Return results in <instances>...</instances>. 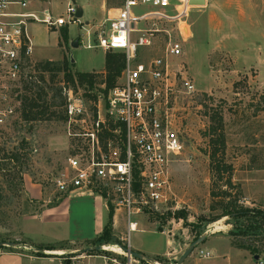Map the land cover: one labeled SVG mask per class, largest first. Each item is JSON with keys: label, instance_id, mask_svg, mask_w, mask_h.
<instances>
[{"label": "rangeland", "instance_id": "374dc122", "mask_svg": "<svg viewBox=\"0 0 264 264\" xmlns=\"http://www.w3.org/2000/svg\"><path fill=\"white\" fill-rule=\"evenodd\" d=\"M234 1L233 5L222 6L219 10L214 7L203 10L204 6H195L190 14L188 24L193 36L184 44L183 58L173 59V63L185 65L196 91L185 94L180 87L174 103L175 120L181 129L185 151L171 167L172 194L169 201L159 205L157 210L133 217V221L139 223L137 232L129 233L126 212L118 213L115 219L117 223L115 221L111 233L117 239L116 244L111 241L110 245H106V240L101 238L110 223V202L100 194H70L52 207L55 211H51L48 219L24 221L36 213L30 209L31 206L39 208L55 204V181L65 172L71 150L77 145L88 144L86 138L70 135L85 134L91 130L98 112H101L103 119L106 118L110 94L105 98L103 92L107 90L106 54L121 53L101 48L87 49L85 45L89 41L87 33L90 27L80 29L78 23L68 26L72 38L80 43L78 48H73L72 43H61L59 46L58 36L50 35V46L38 49L34 57L69 63L72 80H67L65 74L61 73L57 81L83 99L87 110L84 116L86 122L69 125L61 118V114L58 120L27 124L22 121L19 108L8 120L0 137V225L9 232L0 236V243L16 242L17 239L25 241L20 234L24 221L23 226L28 229L26 236L36 246L60 244L68 246V249L83 250L103 246L116 251L105 249L92 252V255L86 252L64 255L62 258L65 263L72 262L71 259L79 255L82 258H77L76 264H113L111 260L114 259L118 264H128L130 259L134 261L133 264H148L130 258L121 250L122 247L130 248L132 245L135 248L140 243L145 248L152 247L164 252L169 237L172 240L170 258L152 257L149 253L150 256H146L154 260L155 264H177L179 260L173 259L179 255L176 251L185 252L188 249L195 241L197 227L201 225L205 226L202 235L207 234V240L194 250L185 264L225 263L230 253L229 237L237 247L245 242L257 245L260 239L262 245L258 244V247H264V238L230 235L239 226L232 219L224 218L206 225L220 213V210H211L214 202L211 192L215 189L218 193L219 188V185L214 187L212 183L211 139L207 136L211 125L210 115L214 111L220 112L224 118L223 131L227 146L224 160L234 168L233 182L241 193L240 204L264 211V111H261L264 109V0ZM212 3L211 0V6ZM121 4L122 0H113L111 9L117 10ZM65 9L66 5H60L56 16L66 17ZM153 10L151 7H140L135 9V13L142 15ZM212 14L214 20L210 18ZM90 17L87 10L81 23L85 24L89 20L91 25L96 24ZM97 18L98 22L104 20L101 14ZM96 27L98 25L91 33L96 31ZM167 27L159 24V28ZM42 35L47 36L44 31ZM90 43L96 45L95 35L90 37ZM163 52L162 46L153 50L140 48L139 58L135 62H146L163 55ZM33 63L38 64L36 61ZM36 71V68L31 70L32 73ZM77 73H90L95 88L87 92L85 87L78 84L75 77ZM46 78L48 80L49 76L46 75ZM122 82L123 73L117 79L116 86ZM30 189L33 192L41 191L45 198L52 197L51 204L26 198L24 191ZM179 212L185 213V219L176 218ZM145 230L157 234H149ZM162 232L167 237L158 234ZM201 251L210 252L213 258L201 259ZM246 253L251 258L255 257L253 252ZM258 256L260 259L255 264L264 261V250ZM103 257L108 260L105 261Z\"/></svg>", "mask_w": 264, "mask_h": 264}, {"label": "built area", "instance_id": "2783aa9c", "mask_svg": "<svg viewBox=\"0 0 264 264\" xmlns=\"http://www.w3.org/2000/svg\"><path fill=\"white\" fill-rule=\"evenodd\" d=\"M190 1L122 0L114 18L98 26L95 32L87 33V49L101 48L125 55L123 82L109 94L106 118L98 112L91 130L70 135L86 138L88 144L77 146L76 154H70L55 188L61 195L105 196L116 211L126 212L129 233L139 230L133 217L157 210L169 201L171 167L185 151L174 103L180 87L185 94L196 90L185 65L173 63V59L183 58L184 44L193 36L188 19L195 6ZM209 1L205 0L206 5ZM140 7L155 10L138 15L135 9ZM27 9L26 0H0V137L8 120L21 107L23 83H39L38 72H31L36 65L32 60L29 23L58 29L79 22L76 7L71 4L66 17L59 18L53 17L49 10L43 11L44 17L40 18ZM159 24L168 27L159 28ZM94 35L96 45L90 43ZM157 46H162L163 55L135 62L140 48L153 50ZM63 93L69 125L85 123L87 110L83 99L66 86ZM110 124L116 126L114 130ZM107 132L113 137L105 139L104 150L102 140ZM199 256L213 258L205 251ZM111 261L118 264L116 259ZM133 262L130 259L128 264Z\"/></svg>", "mask_w": 264, "mask_h": 264}, {"label": "trees", "instance_id": "16d2710c", "mask_svg": "<svg viewBox=\"0 0 264 264\" xmlns=\"http://www.w3.org/2000/svg\"><path fill=\"white\" fill-rule=\"evenodd\" d=\"M62 44L67 45L69 43V32L67 29L61 31ZM126 67V57L123 53H108L106 54V81L107 90H103L105 98L110 93L109 90L115 88L117 79L122 75ZM38 72L39 83L33 81L29 83H23V94L20 96L21 107L20 116L23 122L27 124L46 122L58 120L61 116L63 120L68 122V117L65 111L66 98L64 97L62 83L57 81L58 76L61 73L65 74L67 80H72V73L69 69V63L67 61L55 62L45 61L36 65ZM46 75L49 76L47 80ZM75 77L78 80L80 86L85 87L87 92H90L95 88L93 76L90 73H77ZM264 111V109H261ZM211 125L208 130L207 136L211 141V173L213 186L219 185L216 193L215 189L212 190L211 195L214 200L211 210H220V213L212 217L206 225L215 223L224 218L232 219L236 222L237 231H231L230 235H242L244 238L255 237L264 238V211H256L249 207L241 205V193L239 187L233 182L234 168L231 165L226 164L224 160L226 150V140L223 131L224 118L223 115L214 111L210 115ZM111 129H115V125L110 124ZM124 136V135H123ZM113 135L109 132L102 140L103 148L106 149L105 139L111 138ZM78 147L80 145H77ZM71 154H76V150L72 149ZM222 183V185H220ZM109 207V226L105 228L103 236L106 240V245L116 244L117 239L112 235V226L114 225L115 207L108 203ZM184 212H179L176 215L178 219H185ZM198 232L195 241L203 234L205 226L197 227ZM100 238V239H101ZM262 239L258 240V244ZM120 244V243H118ZM256 243L245 242L243 245H239L240 248L249 252H253L255 256L261 254L264 247H258ZM92 255V252L87 253ZM65 264H71L67 262Z\"/></svg>", "mask_w": 264, "mask_h": 264}, {"label": "crops", "instance_id": "0c3cea01", "mask_svg": "<svg viewBox=\"0 0 264 264\" xmlns=\"http://www.w3.org/2000/svg\"><path fill=\"white\" fill-rule=\"evenodd\" d=\"M26 1L28 3V9L26 11L29 13L37 14L40 18L44 17L43 11H45V10H49L52 13L53 17H55V18L63 17L64 15H60V16L58 15V17L56 16V14H57L56 11L60 5H66L65 14L67 13V9H68L70 4L73 5L74 7H76V10H77V7H81L83 10V17L81 19H83L85 17L86 11L88 10L89 16H91L90 18L92 19L93 22L95 21L96 24L91 25V21H89V20L86 21V23L84 24V23H81V21H80L81 19H78L79 20V22H78L79 28L84 29L86 26H89L90 30L88 29V27L86 28V29H88V32L89 31L91 32L92 29L95 28L96 25L100 26L101 24L107 22L109 19L114 18L117 15V10L119 9V8L117 10L111 9V4L113 5V0H26ZM210 1L207 3V5L204 7L203 10H208L210 7H214L215 9H218V8L225 6V5H228V4L233 5V2H235L234 0H226V1H224V0H221V1L212 0L213 3L211 6ZM237 4H241V3L237 2ZM13 10L18 11V12H25L19 8H13ZM113 11H116V12L113 13ZM100 14H101V16L104 17V20L98 22L99 18H97V17H99ZM210 18H211V20H214V18H215L214 14H212ZM68 26L56 29V28H49L48 26H46L44 24H39L36 22H30L28 25V33H29V36H30L32 43H33L32 60L36 61L38 63L45 62V61H55L56 62L57 60H52V59H47V58L39 59L36 56L34 57V54L36 53V51L38 49H41V47L47 48L50 46V44H51V40H50L51 36L50 35L58 36L57 43L60 46V44L62 43V38H61V33L59 32V30L67 29L69 32V43L73 44L75 42V40L72 38V35H71V32H70ZM43 31L45 32V34H47V36L42 35ZM79 46H80V43H79ZM24 193H25L24 196L26 198L33 199L36 201L38 200L39 202H43L44 204H51L52 197L51 198H47V197L45 198L44 194L41 191L33 192L30 189V191L26 190V191H24ZM53 198L55 199L54 205H50V206L49 205H42L39 208L35 207V206H31L30 209L35 210L36 213L34 214V216H30L28 218H25L24 221L30 220V219H32V220L35 219V220H40V221H42V219H48L47 216H50L51 211H55L52 207L56 206L58 203L62 202V200L67 199L68 195H61L59 193H56ZM50 208H52V209H50ZM120 212H123V211H117L116 212V214L114 216V223H115V221L117 223V220H115V219H117V217H118L117 215ZM50 218L51 217H49V219ZM24 221L22 223V227L20 228V234L26 240L22 241V240L17 239L16 242H12V243L17 244L16 247L4 246V247L0 248V264H65L64 258H62L64 255H77L79 253H83L84 251H86L85 249L83 250V248L68 249L67 248L68 246L65 247V246L60 245V244H56V245L50 244L47 246L46 245L45 246H36L35 244L31 243L29 241L30 238L26 236V234L28 233V229L25 226H23ZM217 231H219V229ZM8 232L9 231L5 227L0 225V236H5L6 234H8ZM144 232H149V234H157L156 232H152V231H148V230H145ZM214 233H216V232H214ZM218 233H220V232H218ZM158 234H162V235L166 236V234L164 232L158 233ZM206 240H207V238H206ZM167 241H168L167 242V248L164 252L163 251H156L152 247L145 248L140 243H137L135 248L132 245H130V248H131V250L142 253L144 255L150 254L152 257H159L162 259H168L171 256L170 249L172 246V240L169 237H167ZM6 242H11V241H6ZM1 243H5V242H1ZM228 244H229L230 253L228 254V257L225 256L226 257L225 263L214 261L213 264H255L257 262L255 260V257L251 258L246 253L249 251L242 249L239 246L237 247L234 244L233 239L230 237H229V243ZM106 250L116 252L114 249H106ZM118 250H119V253L122 254L121 250L120 249H118ZM176 253H178L179 255H177L178 257L176 256L173 259L174 260H180L185 252H184V250H181V252L176 251ZM77 258H82V256L79 257V255H78V257H76V258H72L71 264H76L77 263L76 261L79 260ZM187 259L183 262V264L186 263ZM206 260H209V259H206ZM106 263L107 262H105V264ZM160 263L162 264V262H160Z\"/></svg>", "mask_w": 264, "mask_h": 264}, {"label": "water", "instance_id": "95a60500", "mask_svg": "<svg viewBox=\"0 0 264 264\" xmlns=\"http://www.w3.org/2000/svg\"><path fill=\"white\" fill-rule=\"evenodd\" d=\"M190 5L192 6H206V2L205 0H192L190 1ZM83 17V10L81 7H77V13H76V18L77 19H81ZM73 48H78L79 47V43L78 41H75L72 44ZM207 238V234H204L202 236H200L196 241H194L189 247L188 249L185 251V253L183 254V256L181 257V259L179 260L178 264H183V262L194 252V250L201 245L202 243L205 242ZM7 246V247H16L17 244L16 243H12V242H5V243H0V248ZM105 250V247L103 246H97V247H93V248H88L86 249V253L89 252H100ZM122 250L124 251V253H126L130 258H135L139 261H144L147 262L148 264H155L156 262L153 261L152 259H150L149 257H147L146 255L133 251L130 248H126V247H122ZM260 258L259 256H255V260L258 261Z\"/></svg>", "mask_w": 264, "mask_h": 264}, {"label": "bare ground", "instance_id": "6f19581e", "mask_svg": "<svg viewBox=\"0 0 264 264\" xmlns=\"http://www.w3.org/2000/svg\"><path fill=\"white\" fill-rule=\"evenodd\" d=\"M121 249V248H120ZM122 250V249H121ZM123 251V250H122Z\"/></svg>", "mask_w": 264, "mask_h": 264}]
</instances>
